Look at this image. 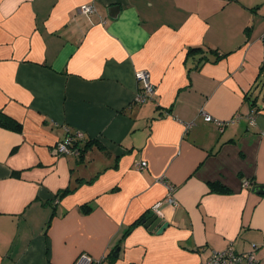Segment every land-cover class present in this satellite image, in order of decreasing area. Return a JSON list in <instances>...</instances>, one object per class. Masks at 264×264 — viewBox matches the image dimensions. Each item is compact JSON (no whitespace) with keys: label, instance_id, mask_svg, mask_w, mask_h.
<instances>
[{"label":"crops","instance_id":"1","mask_svg":"<svg viewBox=\"0 0 264 264\" xmlns=\"http://www.w3.org/2000/svg\"><path fill=\"white\" fill-rule=\"evenodd\" d=\"M263 63L264 0H0V264H264Z\"/></svg>","mask_w":264,"mask_h":264},{"label":"built area","instance_id":"2","mask_svg":"<svg viewBox=\"0 0 264 264\" xmlns=\"http://www.w3.org/2000/svg\"><path fill=\"white\" fill-rule=\"evenodd\" d=\"M77 11H78V13L89 14V13H92L94 11V7L92 5H83V6H80ZM135 77H136V80L138 81V83L140 84V91L136 94V100L139 102H144L147 99L152 98L154 93H155L156 88H155V85L151 82L148 72H146L144 70L136 71ZM247 118H248L250 124L254 123V115H253L251 110H249ZM211 119L212 118L209 114L205 115L206 121H210ZM233 121L234 120H231L228 123H231ZM223 124H224V122H218V126L221 130L223 129ZM185 126L187 128L190 126V124L186 123ZM79 135H80V133H79ZM69 140H70V138L66 137L63 141L58 142L56 148H57V151L59 153H66L67 154V153L72 152V150L70 151L68 148ZM136 165L138 168H143L146 165V161L136 163ZM161 180H163V178H161ZM168 189L169 190L166 194L165 201L169 205H172L175 203L173 195H172L173 188L171 185H169ZM152 211L154 213L158 214L159 216L162 215L161 210L156 205L154 207H152ZM249 259H252V257L250 256ZM241 261H242V256L235 254L233 252L232 246H228L223 251H217V252L212 251L208 255V257L205 260H203L200 264H239ZM76 264H92V261L86 255H80L76 259Z\"/></svg>","mask_w":264,"mask_h":264},{"label":"water","instance_id":"3","mask_svg":"<svg viewBox=\"0 0 264 264\" xmlns=\"http://www.w3.org/2000/svg\"><path fill=\"white\" fill-rule=\"evenodd\" d=\"M118 10H119L118 6H111L108 8V11H115V13H118ZM111 16L114 17L115 15H111ZM252 192L257 193V194H264V184H257L255 186H253ZM143 224H144V226L148 227V229H150V230L156 228L157 233L162 232L169 225L168 222L162 221L161 217H159L153 211H149L145 215V217L143 219Z\"/></svg>","mask_w":264,"mask_h":264},{"label":"trees","instance_id":"4","mask_svg":"<svg viewBox=\"0 0 264 264\" xmlns=\"http://www.w3.org/2000/svg\"><path fill=\"white\" fill-rule=\"evenodd\" d=\"M191 51H193V50H195V48H191L190 49ZM196 50H200V48H197ZM188 52H189V49H188ZM262 67H264V63H263V65H262ZM150 99V98H149ZM148 100V99H147ZM252 105V104H251ZM253 113V112H252ZM187 129V128H186ZM79 133H80V135H79ZM67 137H69L70 138V140H69V144H68V148H69V150L71 151V150H75V149H79V147H76V142H78V141H81L83 138H84V133H82L81 131H75V132H72L69 136H67ZM95 139L96 138H94V140H86L87 142H86V144H85V146L87 147L88 145H90L91 144V142H93V141H95ZM86 147H84V150L86 149ZM80 150V149H79ZM63 154V153H62ZM146 166L147 165H145L143 168H140V169H144V168H146ZM89 181V180H88ZM166 184H168L169 182L167 181V180H163ZM90 182V181H89ZM168 182V183H167ZM87 183V182H86ZM80 184V183H79ZM78 186V185H77ZM76 190V188H74L73 189V191H75ZM72 191V190H71ZM70 190H67V189H65V190H62L56 197H55V199H59L60 198V196H61V194H63V193H65V192H71ZM72 191V192H73ZM165 198H166V196H165ZM164 198V199H165ZM161 202H162V200H161ZM82 208H84V209H91V206L89 205V204H87V203H84V204H82ZM149 212V209L147 210V211H145L143 214H141L140 215V218L138 219V220H140V222H143V219H144V217H145V215L147 214Z\"/></svg>","mask_w":264,"mask_h":264},{"label":"rangeland","instance_id":"5","mask_svg":"<svg viewBox=\"0 0 264 264\" xmlns=\"http://www.w3.org/2000/svg\"><path fill=\"white\" fill-rule=\"evenodd\" d=\"M262 70H263V72H264V67H262ZM158 204H161L160 206H158L159 209H161V210H163L165 206H168V205H167L168 203H166V202L161 203V201H160Z\"/></svg>","mask_w":264,"mask_h":264}]
</instances>
